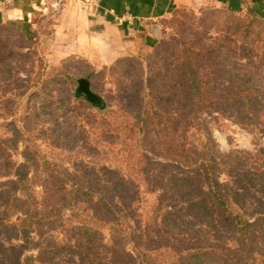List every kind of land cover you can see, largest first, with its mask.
<instances>
[{"label": "rangeland", "instance_id": "1", "mask_svg": "<svg viewBox=\"0 0 264 264\" xmlns=\"http://www.w3.org/2000/svg\"><path fill=\"white\" fill-rule=\"evenodd\" d=\"M249 9L264 22V0L180 7L160 21L156 47L107 67L59 58L45 18L31 35L0 25V264H25L30 254L37 264H114L112 253L132 245L115 236L105 199L119 203L122 227L152 234L151 245L161 248L152 264H191L178 256L186 245H205L197 225L210 223L211 213L201 207L203 178L178 169L174 156L184 164L201 142L221 163L218 179L242 192L240 205L251 214L252 201H261L264 211V181L255 179L264 165V27ZM198 51L197 75L208 80L214 109L197 123L174 124L164 118L177 111L165 107L174 106L171 84L184 89L185 53ZM80 78L104 98V109L77 98ZM252 90L260 94L255 117ZM142 104L152 112L145 118ZM73 185L93 195L71 194ZM207 231L221 240L220 226ZM170 234L186 242L177 245Z\"/></svg>", "mask_w": 264, "mask_h": 264}, {"label": "trees", "instance_id": "2", "mask_svg": "<svg viewBox=\"0 0 264 264\" xmlns=\"http://www.w3.org/2000/svg\"><path fill=\"white\" fill-rule=\"evenodd\" d=\"M229 10L234 12L232 9ZM249 13L252 16V23L254 25L256 24L259 28L264 27L263 17L257 11L249 9ZM157 43L154 47L158 45ZM244 43L249 46L247 49L250 51V41L246 40ZM256 46L257 44L254 45L255 49ZM260 49L264 50V47H260ZM189 53H185L184 65L180 69L182 71L180 79L186 85L182 90L177 84L178 80L173 81L171 87H173L172 98L174 106L170 107L171 105L165 106L166 104H164L167 109L169 108L168 110H177L173 113L169 111L165 112V119L168 117L170 120L173 119L174 124L179 121L187 126L191 125L192 122L197 123L198 120L202 119V112L205 109H214L212 105L206 102L207 97L211 93L206 84L208 80L202 79L197 75L196 68L203 62V55L199 51L194 53V55H192L193 52ZM259 58H264V55ZM75 95L77 98L80 97L76 92ZM259 99V92L252 90V117L258 116L261 110H257L256 107ZM190 104H193V107ZM141 107L143 118L151 115L152 112L149 109L147 110L146 105L142 104ZM99 108L104 109V107ZM156 113L155 111L154 114ZM200 145L195 148L193 157L190 156L191 159L184 162V164L178 161L179 155L177 153L174 157L178 163L176 165L178 169H185L186 167L185 170L190 172L195 171L196 174H200L203 178V183L200 187V192L204 194L201 207L206 208L211 213L210 223H204L202 225L204 229L201 227V224L197 225L201 239L202 237L205 239V245H200L198 251L186 245L185 253L178 256V263L187 262L196 264V261H199L200 263L198 264H264V211L261 210V201H252V213L249 214L248 209L239 203L238 197L242 195L240 189L234 186V184L224 183L218 179L217 168L221 163L215 156H209L207 149L204 150L209 144L201 142ZM261 151L264 153V150H259V152L257 151L258 154ZM255 179L264 181V165H259ZM73 186L75 187L71 188V194L74 193L76 196L78 194L81 196L82 192L86 196L93 195L92 189H87L84 185ZM108 191H111L113 195L115 192L114 187L108 188ZM116 195L114 194L113 197ZM118 204L112 199H105L103 208L114 218L112 220H114V224L116 225L115 236L120 238V240H126L125 243L131 244L132 247L131 251L123 248L119 253H112L114 264H152V257L161 248L157 249L156 244L151 245L154 242L152 234L138 232V229L131 230V228L122 227L121 216L118 213V209L120 208ZM193 204H196V202ZM26 218L21 219L24 224L27 222ZM209 225L221 227V240L216 235H212L213 231L206 232ZM203 232L205 234H202ZM174 234L167 235L166 237L170 241L174 240L177 245H183L186 242V240L177 239ZM214 240H218V244H207L206 242L211 243ZM173 248L172 246L171 249ZM260 248L262 249V253H260ZM149 251H151L150 254ZM38 260L39 256L30 254L25 257V264H37Z\"/></svg>", "mask_w": 264, "mask_h": 264}, {"label": "crops", "instance_id": "3", "mask_svg": "<svg viewBox=\"0 0 264 264\" xmlns=\"http://www.w3.org/2000/svg\"><path fill=\"white\" fill-rule=\"evenodd\" d=\"M201 1L0 0V25L31 35L36 19L45 18L52 22L49 41L55 42L59 58L82 57L93 66L107 67L151 50L162 19Z\"/></svg>", "mask_w": 264, "mask_h": 264}, {"label": "water", "instance_id": "4", "mask_svg": "<svg viewBox=\"0 0 264 264\" xmlns=\"http://www.w3.org/2000/svg\"><path fill=\"white\" fill-rule=\"evenodd\" d=\"M75 92L77 95L84 97L93 106L97 108L105 107L104 98L92 90L91 82L87 78L78 79V86Z\"/></svg>", "mask_w": 264, "mask_h": 264}]
</instances>
